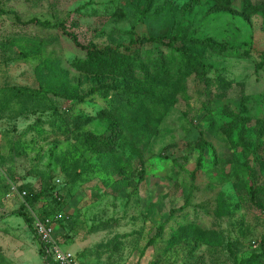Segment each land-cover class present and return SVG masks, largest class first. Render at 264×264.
Masks as SVG:
<instances>
[{
  "label": "rangeland",
  "instance_id": "obj_1",
  "mask_svg": "<svg viewBox=\"0 0 264 264\" xmlns=\"http://www.w3.org/2000/svg\"><path fill=\"white\" fill-rule=\"evenodd\" d=\"M135 1L0 0V264H45L37 234L13 213L23 189L49 187L54 194L33 210L62 196L53 238L76 264H264V220L248 195L250 181L264 186V135L258 140L256 132L264 122V0H250L255 14L248 0H157L150 19H141ZM32 18L63 22L80 44L100 50L129 46L132 27L137 38L165 36L177 23L194 39L233 48L218 53L200 43L176 44L203 54L206 93L207 82L189 72L192 63L171 60L176 52L130 45L144 56L160 54L176 77L188 76L159 118V133L125 143L116 156L97 155L88 141L104 135L121 112L107 85L123 86L125 79L91 70L86 51L60 29L25 24ZM140 61L152 75L155 66ZM54 71L64 82L45 91ZM219 75L228 85L222 90ZM75 91L83 101L70 99ZM237 118L244 125L230 130ZM181 226L185 234L175 232Z\"/></svg>",
  "mask_w": 264,
  "mask_h": 264
},
{
  "label": "trees",
  "instance_id": "obj_2",
  "mask_svg": "<svg viewBox=\"0 0 264 264\" xmlns=\"http://www.w3.org/2000/svg\"><path fill=\"white\" fill-rule=\"evenodd\" d=\"M157 0H140L135 1L133 4L138 9V15L141 19H150L153 13H149L155 6ZM246 3V9L248 12L255 14L257 6L253 5L250 0ZM264 8V5H259ZM189 10V7L188 9ZM4 11H0L3 13ZM185 12H187L185 10ZM151 14V15H150ZM156 12L154 13V15ZM182 17L184 13H181ZM158 16V14H157ZM27 25H36L45 29H60L62 33L75 43L76 46L80 49L86 51V59L84 64L91 68V70H96L101 73L114 74L116 76L123 77L125 79V84L123 86H110L107 85V91H115V94L120 98L121 104L114 107L120 112V117L118 119H113L108 123V131L97 138L92 137L88 141L89 149L97 155L110 154L116 156L121 150V146L125 143L138 145L142 140L146 139L147 141L152 138L153 135L159 133L160 126V117L166 116L170 107H172L176 102V97L183 89V81L188 76H182L179 74L177 77L170 73L168 67L162 62L163 60L160 54L154 55L153 51H149L146 56L140 53V50L131 49L130 45H144L152 44L155 46H163L170 49L173 52H176L179 56H171L177 58L179 63H192L189 72L194 70L198 77L206 81L204 85V91L208 92V87L211 85L208 78L206 77L208 72V65L204 63L202 53H192L193 50H188L187 48L176 47L177 43H200L204 48H210L211 50L224 53L232 50L230 45H220L217 44L210 38L205 39H194L186 32L187 29L181 27L177 23V31L175 33H169L165 36H141L137 38L135 36L134 27L128 32L130 45L122 48H111L106 47L103 50L97 48L96 45L92 44L90 46H84L79 43L77 36L74 33H71L66 30L65 24L59 22L54 24L48 20L41 21L37 18H32L25 22ZM173 57V58H172ZM147 60L146 63L152 64L155 66L154 73L150 75L149 71L146 68L142 67L140 60ZM181 59V60H180ZM144 65V63H143ZM180 65V64H179ZM137 67L145 72L144 74H138L135 70ZM179 71V68L177 69ZM177 71V73H178ZM143 75V76H142ZM176 77V78H175ZM217 82L219 84V90L225 89L228 85L223 77L220 75L217 77ZM64 80L61 78L59 72H52L51 76L47 80V85L44 88L45 91L56 92V87L63 84ZM97 90V89H96ZM95 89L91 92H95ZM105 94H108L106 92ZM70 99H76L79 101L84 100V96L78 95L77 91L70 97ZM123 102V105H122ZM122 105V106H121ZM110 120V119H109ZM108 120V121H109ZM107 121V122H108ZM236 121V122H235ZM235 121H231L229 125L230 130L236 128L240 123H243V119L237 118ZM256 132L258 140L264 135V122L259 121L256 126ZM242 146L247 147L243 137L240 139ZM206 142L204 140L200 141V156L197 160L198 167L201 166L203 161L204 151L206 149ZM19 155L23 154V151L18 152ZM109 155V156H110ZM27 192V196L24 198L20 208L16 210L13 214L23 218L26 225L29 229L36 234V228L34 226V216L38 219L45 218H54L56 213V208L62 204L63 199L60 194L50 201H48L41 209L33 210L35 204L39 202L46 195L52 196L55 192L54 187H49L46 191L41 192H32L30 190H22ZM248 195L250 196V201L254 207L261 213L264 220V203L258 201L259 196L264 197V186L257 187L255 184L250 181L248 185ZM31 210L34 212L32 214ZM181 210H184V207H181ZM175 214V211H172V215ZM189 226V225H188ZM188 226L186 228L188 229ZM165 225H161L158 229L157 235L150 241L154 243L155 239L159 237ZM185 227L181 226L175 228V232H180V234H185ZM37 236V235H36ZM38 237V236H37ZM39 238V237H38ZM40 241V239H39ZM41 250L39 254L43 257L45 264H57L48 257L43 249V244L41 243ZM260 247L263 249L264 255V236L260 241ZM258 256L256 255L255 258Z\"/></svg>",
  "mask_w": 264,
  "mask_h": 264
},
{
  "label": "built area",
  "instance_id": "obj_3",
  "mask_svg": "<svg viewBox=\"0 0 264 264\" xmlns=\"http://www.w3.org/2000/svg\"><path fill=\"white\" fill-rule=\"evenodd\" d=\"M12 190L15 191L16 188L12 187ZM18 195L22 200H24V198L27 196V192L21 191L20 193H18ZM34 219L36 234L43 244V249L46 255L53 259V261L57 264H76L75 256L68 251L61 250L60 247L56 245L55 238H53L54 222H56L57 216L55 215L54 218H45L42 220L34 216Z\"/></svg>",
  "mask_w": 264,
  "mask_h": 264
}]
</instances>
